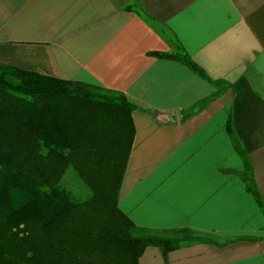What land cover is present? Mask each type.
<instances>
[{"label":"crops","instance_id":"crops-1","mask_svg":"<svg viewBox=\"0 0 264 264\" xmlns=\"http://www.w3.org/2000/svg\"><path fill=\"white\" fill-rule=\"evenodd\" d=\"M180 53L202 74L156 55ZM0 66L138 107L121 211L139 227L210 239L167 257L148 247L140 264H264V0H0ZM229 123L257 195L239 176Z\"/></svg>","mask_w":264,"mask_h":264},{"label":"trees","instance_id":"trees-1","mask_svg":"<svg viewBox=\"0 0 264 264\" xmlns=\"http://www.w3.org/2000/svg\"><path fill=\"white\" fill-rule=\"evenodd\" d=\"M156 55L202 74L185 53ZM137 109L118 91L0 66V264H140L148 247L167 257L210 240L139 227L121 211ZM228 131L245 160L239 176L257 195L231 123Z\"/></svg>","mask_w":264,"mask_h":264},{"label":"rangeland","instance_id":"rangeland-1","mask_svg":"<svg viewBox=\"0 0 264 264\" xmlns=\"http://www.w3.org/2000/svg\"><path fill=\"white\" fill-rule=\"evenodd\" d=\"M130 7L138 9V5L135 2H133V1L130 3Z\"/></svg>","mask_w":264,"mask_h":264}]
</instances>
